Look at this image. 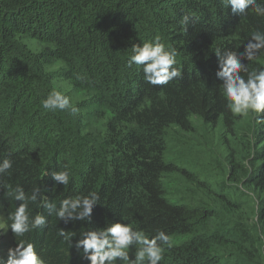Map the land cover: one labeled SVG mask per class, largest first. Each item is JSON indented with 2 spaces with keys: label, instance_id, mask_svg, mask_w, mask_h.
Returning a JSON list of instances; mask_svg holds the SVG:
<instances>
[{
  "label": "trees",
  "instance_id": "16d2710c",
  "mask_svg": "<svg viewBox=\"0 0 264 264\" xmlns=\"http://www.w3.org/2000/svg\"><path fill=\"white\" fill-rule=\"evenodd\" d=\"M184 14L197 18L187 33L179 24ZM254 29L264 30V17L250 10L239 17L221 0H0V160L13 161L11 175L0 180L28 193L40 186L57 207L63 198L100 194L90 225H65L47 209L29 205L33 214L45 215L47 225L25 238L47 264H89L82 250L58 236L59 229L75 232V243L89 228L118 220L149 237L157 230L170 235L172 246L160 264H260L243 226L210 232L216 211L184 198L173 202L165 186L179 173L206 185L168 160L170 132L189 133L198 120L224 139L243 123L225 106L214 51L243 52ZM156 35L176 48L182 66V78L163 86L147 84L142 68L126 65L132 45ZM26 41L44 50L34 52ZM53 66L59 67L49 71ZM249 67L264 64L257 60ZM55 86L79 108L77 116L43 109L41 101ZM252 137L247 172L228 150L226 159L229 179L244 174L243 183L257 194L264 238V129L253 130ZM65 167L72 173L69 184H56L51 173ZM213 193L224 208L236 207ZM19 203L0 188L3 219ZM7 234L14 248L16 238L10 229Z\"/></svg>",
  "mask_w": 264,
  "mask_h": 264
},
{
  "label": "clouds",
  "instance_id": "9594fccd",
  "mask_svg": "<svg viewBox=\"0 0 264 264\" xmlns=\"http://www.w3.org/2000/svg\"><path fill=\"white\" fill-rule=\"evenodd\" d=\"M221 2L225 8L230 6L231 12L239 17L247 16L249 10L257 17H264V3L258 0ZM196 19L194 14H184L179 20L182 30L187 33L188 27ZM243 48V52L239 53L235 49H215L218 67L215 77L221 81L227 110L233 116L250 120L253 130L259 131L264 129V67L250 69L249 62L259 60L264 64V30L254 29L250 39L243 43ZM177 55L175 47L166 45L161 36L156 35L142 44H133L126 65L128 68L133 65L142 68L143 79L147 84L163 86L182 78V66L178 65ZM76 79L83 80L85 77L77 74ZM41 106L46 111H67L73 117L79 114V108L71 102L70 97L55 89L41 101ZM12 168V159L6 157L0 160V178L11 175ZM71 177L72 173L67 167L51 173L52 180L63 186L69 184ZM239 187L245 191L242 184ZM0 188L7 189L8 197L20 202L6 218L0 219V234L10 229L16 238L15 247L7 250V259H0V264H47L43 256L38 254L35 243L25 238L27 233L47 225L45 215L41 212L33 214L30 204L47 209L49 215L54 214L65 225L75 221L90 225L93 208L100 201L99 192L90 190L86 195L63 198L57 207L56 203L43 195L40 186L28 193L19 184L13 187L0 180ZM248 194L255 200L253 193ZM57 234L69 247H74L77 252L82 250L81 259L89 264H160L165 259L166 250L172 246L171 237L165 231L157 230L155 235L149 237L138 226L120 220L104 227L89 228L80 233L75 243L72 241L75 232L59 229Z\"/></svg>",
  "mask_w": 264,
  "mask_h": 264
},
{
  "label": "rangeland",
  "instance_id": "374dc122",
  "mask_svg": "<svg viewBox=\"0 0 264 264\" xmlns=\"http://www.w3.org/2000/svg\"><path fill=\"white\" fill-rule=\"evenodd\" d=\"M25 43L31 46L30 42ZM31 49L34 52H40L44 50V47L31 46ZM58 67L53 66L49 71H55ZM58 88V86L54 87L55 90ZM81 98L82 95H79L78 99ZM192 125V130L186 134L170 132L168 160L192 176L205 181L206 187L188 182L180 173L167 178L165 186L172 194L173 202L184 198L185 202L204 204L207 208L216 211L219 218L217 221L209 222L210 232L237 227V225L243 226L248 238L250 237L254 243L253 254L256 255L260 264H264V238L259 220L257 194L243 183L246 178L244 174L237 171L234 178L229 179L231 173L226 159V150H228V153L235 157V161L241 164L246 172L250 169L248 161L253 156L254 148L253 128L250 120L243 119V123L238 124L234 130V135L224 139L219 130L212 131L198 120H194ZM99 126L100 124L97 123L96 127L99 128ZM241 184L245 191H241L239 187ZM213 192L228 199L236 207L224 208L217 203L220 200ZM248 193H253L255 200ZM236 210L237 212H234ZM0 219H3L1 211ZM181 241L182 239L174 240L175 243ZM9 248L12 247L8 234H0V259H7Z\"/></svg>",
  "mask_w": 264,
  "mask_h": 264
}]
</instances>
